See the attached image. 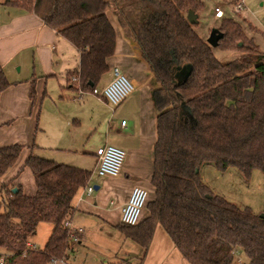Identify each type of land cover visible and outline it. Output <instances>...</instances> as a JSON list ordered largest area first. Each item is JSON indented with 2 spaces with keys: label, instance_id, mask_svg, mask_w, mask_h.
<instances>
[{
  "label": "trees",
  "instance_id": "16d2710c",
  "mask_svg": "<svg viewBox=\"0 0 264 264\" xmlns=\"http://www.w3.org/2000/svg\"><path fill=\"white\" fill-rule=\"evenodd\" d=\"M37 14L68 39L79 53L69 79L83 90L96 86L114 51L115 29L106 9L136 41L156 87V139L150 183L153 187L139 222L116 227L141 248V262L156 224H160L190 264H264V216L215 193L200 174L203 163L238 168L245 177L264 172V50L243 24L223 17L217 47L238 52L222 61L188 21L201 0H3ZM250 29L258 31L256 25ZM264 37V32H260ZM184 72L179 75V71ZM11 82L0 64V93ZM29 98L36 100L35 76ZM38 119V115H37ZM24 145L0 146V177L16 162ZM35 191L1 183L0 259L3 264H45L65 259L73 243L64 224L72 199L89 183L92 170L59 162L32 150L26 155ZM3 207V208H2ZM2 208V209H1ZM52 223L42 247L28 244L39 222ZM239 250L246 259L237 261Z\"/></svg>",
  "mask_w": 264,
  "mask_h": 264
},
{
  "label": "crops",
  "instance_id": "0c3cea01",
  "mask_svg": "<svg viewBox=\"0 0 264 264\" xmlns=\"http://www.w3.org/2000/svg\"><path fill=\"white\" fill-rule=\"evenodd\" d=\"M106 14L115 29V45L113 53L106 58L108 69L96 85L107 83L115 66L133 84L132 91L114 106L88 91L80 92L69 79V72L78 65L79 53L68 39L46 25L37 14L0 0V64L11 82L0 93V146L15 142L24 145L19 158L0 177V184L20 186L23 192L34 193L33 175L23 166V161L30 150L38 154L37 147L39 155L80 167L84 166L76 160L84 156L93 162L94 169V152L98 146L106 143L120 146L125 157L119 174L98 175L90 195L81 187L72 199L74 211L70 221L84 228L78 245H71L65 259L45 264H190L160 224H156L141 262L139 245L116 227L121 205L133 185L145 186L149 197L152 196L150 176L158 111L152 97L156 82L148 63L134 38L119 24L117 12L107 8ZM22 68L24 73L19 75ZM179 72L181 75L184 69ZM33 76L34 103L29 98ZM146 213L144 208L142 217ZM99 224L100 228L102 224L111 225L123 235L119 244L107 248L114 257L67 260L82 244L84 233L88 238ZM130 257L136 260H128Z\"/></svg>",
  "mask_w": 264,
  "mask_h": 264
},
{
  "label": "rangeland",
  "instance_id": "374dc122",
  "mask_svg": "<svg viewBox=\"0 0 264 264\" xmlns=\"http://www.w3.org/2000/svg\"><path fill=\"white\" fill-rule=\"evenodd\" d=\"M235 1L236 0H201L202 7L197 12L198 17L196 23L194 24L195 30L206 39L210 29L213 26L218 27L223 17H232L243 24L248 36H252L254 41L262 50H264V37L260 33L264 32V28H262V25L264 26V0H242L244 8L242 9V12L238 13L231 10L232 4ZM218 4L222 5L224 10L223 17L217 16L214 13V6ZM245 19L252 26L255 24L258 31L250 29ZM212 47L217 58L222 61L229 60L238 55V52L235 50L220 49L217 46ZM15 71H17V66H15ZM18 73L19 75H22L24 73V69L22 68ZM96 86L100 87L98 85ZM37 124L38 140L39 117L37 119ZM37 140L36 142L38 143ZM36 150L39 154V147H37ZM71 158L72 157L69 159ZM76 161L79 162L80 165H83L93 171L89 179V183L93 185L95 180L99 178L92 168L93 162L84 156ZM200 174L205 183L215 193L224 196L226 199L234 202L238 206H249L255 213H264V172L260 169H253L250 176L245 177L235 166H229L224 170H220L212 163H203L200 166ZM2 196L3 191L0 189V201L2 200ZM70 222L72 227H81L84 229L81 224L72 220ZM51 226L52 223L45 221L38 223L35 233L29 239L33 247H42L44 245ZM101 226L102 228H100L99 224L97 229H93V232L90 233L88 238L87 234L84 233L85 237L82 239V244L80 243L75 251V254L70 255L67 260H99L106 259V257H114L112 253L108 252L107 248L119 244V238H123V235L111 225L102 224ZM76 244L78 245V242ZM235 258L237 261L246 259L245 255L239 250L235 252ZM128 260H136V258L130 257Z\"/></svg>",
  "mask_w": 264,
  "mask_h": 264
},
{
  "label": "built area",
  "instance_id": "2783aa9c",
  "mask_svg": "<svg viewBox=\"0 0 264 264\" xmlns=\"http://www.w3.org/2000/svg\"><path fill=\"white\" fill-rule=\"evenodd\" d=\"M243 8V1L236 0L232 4L231 10L238 13L242 12ZM214 13L215 15L222 17L224 15L222 5H215ZM71 80L77 81V77L72 75ZM132 89L133 84L131 80L116 66L112 68L111 78L104 85L100 87L94 86L90 90L79 88L80 92L88 91L98 98L105 99L112 106L119 104L132 91ZM121 123L124 124L125 120H121ZM94 153L96 156L94 171L97 175L116 176L119 174L125 157V150L123 148L114 144L106 143L98 146ZM93 190L94 185H91L90 183H87L83 187V191L86 195H90ZM148 197L149 190L145 186L140 184L133 185L126 201L121 205L120 221L128 224L139 222ZM64 224L69 228L72 241H76L79 238V233H81L83 229L81 227H72L70 220L68 219L64 221ZM28 244L33 246L30 242H28ZM0 264H3L1 259Z\"/></svg>",
  "mask_w": 264,
  "mask_h": 264
},
{
  "label": "water",
  "instance_id": "95a60500",
  "mask_svg": "<svg viewBox=\"0 0 264 264\" xmlns=\"http://www.w3.org/2000/svg\"><path fill=\"white\" fill-rule=\"evenodd\" d=\"M186 17L188 19L189 22L191 23H195L197 21V14L189 9L187 11V14H186ZM222 36V32L221 30L216 27V26H213L211 29H210V32L206 38V41L211 45V46H216L217 43H218V39ZM12 190H16V187H13ZM260 216H264V213H260Z\"/></svg>",
  "mask_w": 264,
  "mask_h": 264
}]
</instances>
